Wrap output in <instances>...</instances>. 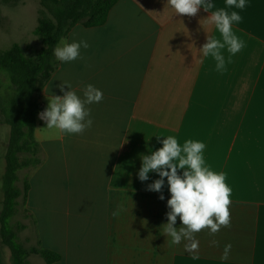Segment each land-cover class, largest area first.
I'll return each mask as SVG.
<instances>
[{
  "label": "crops",
  "instance_id": "crops-1",
  "mask_svg": "<svg viewBox=\"0 0 264 264\" xmlns=\"http://www.w3.org/2000/svg\"><path fill=\"white\" fill-rule=\"evenodd\" d=\"M211 2L215 9L188 17L167 0H118L103 25L69 31L68 43L84 39L90 46L81 48L83 59L58 61L41 93L42 110L48 96L63 95V82L82 99L92 84L103 100L86 105L93 124L83 134L46 128L38 118L40 161L27 175L24 209L34 247L59 256L53 264H264V0L228 9L242 17L233 32L244 47L235 55L222 50V71L199 52L208 35L221 39L206 19L226 0ZM5 18L0 7V41L9 37ZM8 134L0 135L2 159ZM169 135L181 147L204 143L205 165L223 173L232 190L230 227L196 233L193 253L185 251L187 241L172 244L161 227L169 211L167 178L163 200L147 190L157 173L138 178L142 155ZM181 226L178 217L175 227ZM227 244L229 259L221 260ZM28 264L46 262L32 254Z\"/></svg>",
  "mask_w": 264,
  "mask_h": 264
},
{
  "label": "clouds",
  "instance_id": "clouds-1",
  "mask_svg": "<svg viewBox=\"0 0 264 264\" xmlns=\"http://www.w3.org/2000/svg\"><path fill=\"white\" fill-rule=\"evenodd\" d=\"M167 5L176 14L188 17L196 16L201 7L205 11L216 8L211 0H167ZM245 7L246 0H226L225 8L210 11L211 15L206 19L219 31L221 39L208 35L199 52L201 58L213 57L218 71L225 69L223 49L227 48L230 54L235 55L244 47V42L233 32V23H240L242 17L238 11L229 12L228 9L243 10ZM89 46L84 39L73 40L71 43L61 39L54 47L53 54L60 62H72L83 59L81 48L87 49ZM65 85L68 91H65ZM59 88L63 95L48 96L47 108L39 113V118L45 121L46 128H56L67 134H83L93 124L91 109L86 105L101 102L103 92L88 84L83 89L82 99L67 82L61 83ZM162 145L151 154L142 155L138 178L142 182L147 181L150 172L157 173L160 178L149 184L147 190L161 193L160 200L164 199L162 191L167 178L170 199L167 200V223L161 226L164 235L170 237L174 245H179L182 240L187 241L184 244L185 251L197 252L199 241L195 238L196 233L207 228L209 234L214 235L221 227H230L232 190L225 182L223 173H216L205 165L204 143L187 140L181 147L178 140L169 135L162 140ZM178 170H183L182 174ZM117 215L118 211H114L113 216ZM178 217L182 222L179 228L175 227ZM211 245H218V241H211ZM231 247V244L224 246L221 260L229 259Z\"/></svg>",
  "mask_w": 264,
  "mask_h": 264
},
{
  "label": "trees",
  "instance_id": "trees-1",
  "mask_svg": "<svg viewBox=\"0 0 264 264\" xmlns=\"http://www.w3.org/2000/svg\"><path fill=\"white\" fill-rule=\"evenodd\" d=\"M19 1L21 0H2L5 4H17ZM117 1L40 0L41 9L34 35L40 39L41 49L27 57L23 48L15 44L0 53V71L9 73V82L4 87L0 84V116L1 123L10 128L4 157L0 244L10 249L13 264H28V257L32 254L39 255L46 264L59 260V256L49 250L24 248L11 228V219L20 205L19 199H23L24 205L29 190L27 176L23 189L17 186L18 172L22 169L31 171L40 161L34 132L38 114L42 110L41 93L58 64L53 49L61 39L67 38L76 24L86 27L103 25ZM22 154H28L29 157L21 161ZM21 228L26 226L19 225L18 229Z\"/></svg>",
  "mask_w": 264,
  "mask_h": 264
},
{
  "label": "rangeland",
  "instance_id": "rangeland-1",
  "mask_svg": "<svg viewBox=\"0 0 264 264\" xmlns=\"http://www.w3.org/2000/svg\"><path fill=\"white\" fill-rule=\"evenodd\" d=\"M0 7L2 12L6 15L5 19L9 21V37L3 38L0 41V53L9 50L13 45L19 44L24 50L27 57L33 56L38 52L42 43L40 39L33 35L31 30L37 26L39 10L41 9L40 0H21L17 4H5L0 0ZM21 26V30H20ZM9 82V73L7 71H0V84L4 87ZM0 116V135H3L5 130L10 131L9 126L1 123ZM9 138V134L7 140ZM1 144V142H0ZM3 148L0 147V211L2 210V183L3 174L5 170V160L1 158ZM29 157L28 154L20 155V160L23 161ZM29 169H22L18 172L19 180L17 186L23 189L24 181ZM22 198L19 199L20 205L16 214L11 219V228L16 232L18 242L26 249L30 250L35 246L33 233L30 226V219L25 212ZM19 225H28L29 227L18 229ZM0 264H13L10 249L3 244H0Z\"/></svg>",
  "mask_w": 264,
  "mask_h": 264
},
{
  "label": "water",
  "instance_id": "water-1",
  "mask_svg": "<svg viewBox=\"0 0 264 264\" xmlns=\"http://www.w3.org/2000/svg\"><path fill=\"white\" fill-rule=\"evenodd\" d=\"M41 112H43V110H41L40 113H41ZM38 118H39V114H38ZM39 119H40V118H39ZM40 120H42V119H40ZM42 121H44V120H42Z\"/></svg>",
  "mask_w": 264,
  "mask_h": 264
}]
</instances>
